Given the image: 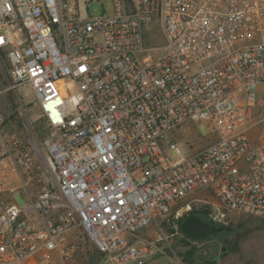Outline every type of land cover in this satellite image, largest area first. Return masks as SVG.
Masks as SVG:
<instances>
[{
  "label": "built area",
  "instance_id": "built-area-1",
  "mask_svg": "<svg viewBox=\"0 0 264 264\" xmlns=\"http://www.w3.org/2000/svg\"><path fill=\"white\" fill-rule=\"evenodd\" d=\"M112 3L0 0V94L28 87L38 110L18 130L0 108V264H183L170 240L193 212L264 219V0ZM189 123L214 138L184 158Z\"/></svg>",
  "mask_w": 264,
  "mask_h": 264
},
{
  "label": "rangeland",
  "instance_id": "rangeland-1",
  "mask_svg": "<svg viewBox=\"0 0 264 264\" xmlns=\"http://www.w3.org/2000/svg\"><path fill=\"white\" fill-rule=\"evenodd\" d=\"M79 2L80 14L83 19L89 16L97 17L104 13H113L112 0H106L104 7L98 3L87 7L84 0H79ZM157 41L159 45L164 44L159 32H157ZM9 72L8 64L0 58V92L11 85ZM0 108L9 115L10 120L18 130L25 129L23 124L27 123L28 119L38 112L33 94L28 87H20L8 93L0 94ZM260 131H264V125L253 130L251 136L256 137ZM212 138L214 135H210L207 125L189 123L182 129L181 139L178 140L182 157L191 156L192 146H195V149L205 146L209 144V140ZM172 157L174 160L179 159V156L174 153H172ZM16 201L19 205L24 204L22 196H17ZM200 214L196 216L200 217ZM223 228L221 233L200 241L189 239L180 232L170 240L172 248L170 256L176 255L183 264H264V219L245 214H231L228 226ZM160 246L166 247V243L161 242ZM163 263L170 264L168 258L158 255L131 264ZM70 264L87 263L83 256H77ZM94 264L108 263L94 262Z\"/></svg>",
  "mask_w": 264,
  "mask_h": 264
},
{
  "label": "water",
  "instance_id": "water-1",
  "mask_svg": "<svg viewBox=\"0 0 264 264\" xmlns=\"http://www.w3.org/2000/svg\"><path fill=\"white\" fill-rule=\"evenodd\" d=\"M223 230V227L212 226L210 223L203 221L201 217L193 214L188 216L181 224V232L194 241H200L219 234Z\"/></svg>",
  "mask_w": 264,
  "mask_h": 264
},
{
  "label": "trees",
  "instance_id": "trees-1",
  "mask_svg": "<svg viewBox=\"0 0 264 264\" xmlns=\"http://www.w3.org/2000/svg\"><path fill=\"white\" fill-rule=\"evenodd\" d=\"M193 215H199L198 211L192 213ZM87 264H94L96 263H104L105 257L102 253L97 251L96 249L90 250L87 254V258L85 259ZM191 264V263H190Z\"/></svg>",
  "mask_w": 264,
  "mask_h": 264
},
{
  "label": "crops",
  "instance_id": "crops-1",
  "mask_svg": "<svg viewBox=\"0 0 264 264\" xmlns=\"http://www.w3.org/2000/svg\"><path fill=\"white\" fill-rule=\"evenodd\" d=\"M164 264V263H163Z\"/></svg>",
  "mask_w": 264,
  "mask_h": 264
}]
</instances>
